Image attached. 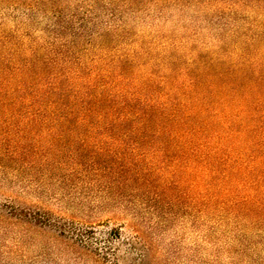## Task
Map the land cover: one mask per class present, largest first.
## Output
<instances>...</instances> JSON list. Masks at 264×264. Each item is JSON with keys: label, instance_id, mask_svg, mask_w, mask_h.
Returning a JSON list of instances; mask_svg holds the SVG:
<instances>
[{"label": "rangeland", "instance_id": "374dc122", "mask_svg": "<svg viewBox=\"0 0 264 264\" xmlns=\"http://www.w3.org/2000/svg\"><path fill=\"white\" fill-rule=\"evenodd\" d=\"M26 63L59 74L60 114L73 96L118 84L123 95L179 106L188 83L218 68L264 94V0H0V67L7 76ZM253 100L264 113V95ZM3 105L0 264H264V188L215 197L193 173L184 181L154 138H117L106 123H26L25 105ZM90 161L126 172L96 175Z\"/></svg>", "mask_w": 264, "mask_h": 264}, {"label": "trees", "instance_id": "16d2710c", "mask_svg": "<svg viewBox=\"0 0 264 264\" xmlns=\"http://www.w3.org/2000/svg\"><path fill=\"white\" fill-rule=\"evenodd\" d=\"M4 71L0 67V91L8 95V102L1 100L0 103L12 108L25 105L28 110L22 118L26 123L55 119H68V123L78 125L106 123L117 129V138L127 134H134L140 140L154 138L162 144L154 151L170 152L178 162L184 181L193 173L192 181L197 186L213 187L215 197L229 193L233 185L264 188V113L257 107L256 100L249 104L251 95L264 94L260 93L262 85L250 77L244 82L237 80L234 76L238 70L218 68L216 73L191 81L187 84L190 92L186 94L190 96L178 101L179 106L167 101L156 102L150 97L123 95V87L118 84L113 85L114 93L104 94L100 90L73 96L68 101V112L63 114L53 109L58 102L53 96L61 93L56 80L59 74L51 77L53 68L26 63L11 69L7 76ZM74 72L78 75L80 68H68V73ZM102 81L101 84L89 81L85 88L103 87L107 82ZM226 95L234 97L225 99ZM125 123L132 124V130L122 131ZM107 132L105 129L100 135L114 137ZM137 149L144 151L140 146L133 150ZM90 162L89 167L96 175L101 168L106 176L119 180L126 172L110 161L100 168L94 161ZM127 173H137V169L129 168ZM252 173L256 175L255 180H251ZM207 178L209 180L205 181ZM248 199L249 195L242 201Z\"/></svg>", "mask_w": 264, "mask_h": 264}]
</instances>
